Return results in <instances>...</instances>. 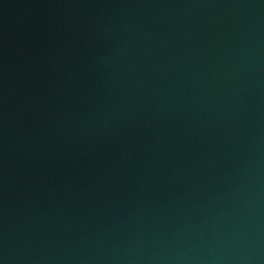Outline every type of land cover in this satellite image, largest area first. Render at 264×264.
<instances>
[{"label":"water","instance_id":"95a60500","mask_svg":"<svg viewBox=\"0 0 264 264\" xmlns=\"http://www.w3.org/2000/svg\"><path fill=\"white\" fill-rule=\"evenodd\" d=\"M0 264H264V0H0Z\"/></svg>","mask_w":264,"mask_h":264}]
</instances>
